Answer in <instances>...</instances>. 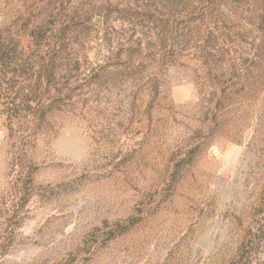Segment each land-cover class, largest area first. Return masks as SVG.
I'll use <instances>...</instances> for the list:
<instances>
[{
	"label": "rangeland",
	"instance_id": "1",
	"mask_svg": "<svg viewBox=\"0 0 264 264\" xmlns=\"http://www.w3.org/2000/svg\"><path fill=\"white\" fill-rule=\"evenodd\" d=\"M170 1L187 7L197 0ZM106 3L144 7L164 0L90 6L97 11ZM35 4L0 0V23L29 16ZM259 9L250 14L241 6L238 16L227 11L215 19L226 30V62L236 58L243 77L212 139L206 113L196 106L201 63L185 40L157 59L145 57L149 82L131 88L128 77L115 79L106 85L111 103L84 99L53 113L51 130L33 152L44 194L0 264H226L264 182V1ZM91 15L89 31L72 46L81 71L120 64L115 52L124 30L135 29L153 48L157 36L144 20L129 29ZM192 28L197 39L205 34L202 24ZM5 134L0 122V192L12 157Z\"/></svg>",
	"mask_w": 264,
	"mask_h": 264
},
{
	"label": "trees",
	"instance_id": "2",
	"mask_svg": "<svg viewBox=\"0 0 264 264\" xmlns=\"http://www.w3.org/2000/svg\"><path fill=\"white\" fill-rule=\"evenodd\" d=\"M263 1L197 0L187 7L170 0H164L163 5L144 7L132 4L113 7L106 3L96 11L95 6L91 8L93 0H36L29 16L14 15L0 23V122L12 154L8 186L0 192V258L10 253L33 202L44 194L35 179L39 165L33 152L40 137L51 130L53 113L84 99L88 103L96 98L97 105L111 103L108 96L111 91L106 85L110 86L115 79L126 83L128 77L131 88L142 81L149 82L145 57L152 55L157 59L167 47L174 49L185 40L186 47L195 48L201 63L196 82L201 102L196 106L201 108L199 112L206 113L212 139L221 116L235 102L243 77L236 58L230 64L226 62L230 50L226 30L215 19L227 11L238 16L241 6L250 14L258 13ZM91 13L104 17V22L121 20L123 27L129 29L136 21L144 20L157 36L153 48L148 46L152 41L144 46L142 39L136 38L135 29L124 30L118 40L125 43L115 52L120 64L105 63L89 72L81 71L72 46L74 40L89 31ZM194 24L203 25L205 34L200 39L195 38ZM79 81L86 82L78 86ZM83 89L87 92H81ZM117 103L121 105L124 101L118 99ZM133 114L136 119L138 112L135 110ZM247 219L242 222L239 243L226 264H264V182Z\"/></svg>",
	"mask_w": 264,
	"mask_h": 264
}]
</instances>
